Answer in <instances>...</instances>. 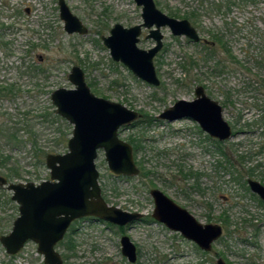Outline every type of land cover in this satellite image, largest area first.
I'll return each mask as SVG.
<instances>
[{"label":"rangeland","instance_id":"1","mask_svg":"<svg viewBox=\"0 0 264 264\" xmlns=\"http://www.w3.org/2000/svg\"><path fill=\"white\" fill-rule=\"evenodd\" d=\"M155 2L164 13L188 19L208 41L194 43L163 27L164 46L154 58L157 86L114 61L102 40L116 23L142 22V8L134 0H66L88 27L86 34L65 31L58 0H0V174H14L13 182L50 179L46 157L66 152L65 135L69 139L73 130L56 113L51 94L74 88L68 76L78 65L95 95L142 115L121 127L119 137L138 143L134 159L149 174L117 175L104 150L98 152L104 197L144 217L124 230L95 218L79 220L71 233L75 249L58 246L64 263L214 264L220 253L232 264H264V202L247 184L249 178L264 183V0ZM147 34L145 29L139 42L144 49L155 43ZM198 85L223 107L233 130L230 139L218 143L192 119L158 118L177 100H192ZM153 188L203 224L223 226L212 252L200 253L152 217ZM11 196L0 187V236L11 231L19 215ZM123 235L138 249L135 263L122 253ZM0 264L45 263L37 243L28 241L15 255L0 242Z\"/></svg>","mask_w":264,"mask_h":264},{"label":"water","instance_id":"2","mask_svg":"<svg viewBox=\"0 0 264 264\" xmlns=\"http://www.w3.org/2000/svg\"><path fill=\"white\" fill-rule=\"evenodd\" d=\"M142 7L141 24L125 27L116 23L103 43L111 57L128 67L142 80L159 85L154 57L163 46L162 27H169L174 35H185L199 40L196 29L188 19H178L162 12L155 0H134ZM60 17L68 33H88V27L71 11L66 0H59ZM149 28V38L156 45L149 50L138 43L143 28ZM74 88L61 87L51 94L56 113L73 125L64 153H49L46 165L50 179L34 182H13L0 174V186L12 192V200L19 205V215L8 234L0 236V242L9 255L19 253L28 241L37 243V251L45 264H65L58 244L71 224L84 217L126 226L141 221L144 213L128 211L110 204L102 193L99 171L96 166L98 152L104 150L110 170L123 176H137L140 169L134 159L133 146L119 137L121 127L130 125L142 115L124 104L95 95L88 85L85 71L74 65L69 73ZM193 100L179 99L160 113L159 118L176 121L186 117L194 119L210 136L225 141L233 136V130L223 116V107L210 98L203 86L195 90ZM252 192L264 201V185L248 179ZM152 217L188 240L195 241L205 250L223 235L220 224L199 221L190 211L177 204L162 190L153 188ZM122 253L128 261H137V247L128 235L121 238ZM218 264H226L220 258Z\"/></svg>","mask_w":264,"mask_h":264},{"label":"flooded vegetation","instance_id":"3","mask_svg":"<svg viewBox=\"0 0 264 264\" xmlns=\"http://www.w3.org/2000/svg\"><path fill=\"white\" fill-rule=\"evenodd\" d=\"M156 5H157V4H156ZM58 6H59V0H58ZM140 7H141V6H140ZM157 7H158V6H157ZM141 8H142V7H141ZM59 11H60V9H59ZM162 12H163V11H162ZM166 14H167V13H166ZM141 15H142V14H141ZM169 16H170V15H169ZM171 17H173V16H171ZM142 22H143V18H142ZM142 22H141V23H142ZM141 23H138V24H141ZM190 23H191V22H190ZM138 24H135V25H138ZM122 25H123V24H122ZM135 25H132V26H135ZM191 25H192V23H191ZM132 26H125V27H132ZM192 26H193V25H192ZM193 27H194V26H193ZM162 28H163V27H162ZM162 28H161V29H162ZM168 28H169V27H168ZM194 28H195V27H194ZM145 29L148 30L147 38H149L148 35H149V33H150V30H151V29H149V28H145V27H144L143 30H142L141 35L143 34V32H144ZM169 29H170V28H169ZM195 29H196V28H195ZM170 30H171V29H170ZM196 31H197V29H196ZM161 32H162V31H161ZM171 32H172V31H171ZM197 33H198L199 38H200L199 40H194V39H192V38H190V37H188V36H185V35H181V36H185V37L189 38V39H190L192 42H194V43H197V42H200V43H201V42H203L205 45H207V44H208V41H207L206 39L202 38V37L200 36V34H199L198 31H197ZM162 34H163V33H162ZM141 35H140V40H141ZM173 35H174V34H173ZM175 36H179V35H175ZM163 38H164V37H163ZM151 39H153L154 42H155L154 45L152 46V47H154V46L156 45V41H155L154 38H151ZM162 41H163V39H162ZM139 42H140V41H139ZM138 45H139V43H138ZM163 46H164V42H163ZM163 46H162L161 50L163 49ZM139 47H140V46H139ZM152 47H150V48H152ZM140 48H141V47H140ZM150 48H149V49H150ZM142 49H144V48H142ZM149 49H146V50H149ZM161 50H160V51H161ZM160 51H159V52H160ZM159 52H158V53H159ZM158 53H157V54H158ZM157 54H156V56H157ZM156 56H155V57H156ZM155 57H154V58H155ZM198 86H201V85H198ZM198 86H197V87H198ZM197 87H196V88H197ZM196 88H195V90H196ZM194 98H196V94H195V97H194ZM194 98H193V99H194ZM193 99H192V100H193ZM189 101H190V100H189ZM141 117H142V116H141ZM141 117H140V118H141ZM140 118H139V119H140ZM158 118H159V115H158ZM186 118H187V119H192V118H189V117H186ZM160 119H161V118H160ZM183 119H184V118H183ZM163 120H165V119H163ZM192 120H194V119H192ZM136 121H137V120H136ZM136 121H135V122H136ZM194 121H195V120H194ZM195 122H196V121H195ZM133 123H134V122H133ZM133 123H132V124H133ZM197 123H198V122H197ZM130 125H131V124H130ZM198 125H199V123H198ZM199 126H200V125H199ZM200 128H201V126H200ZM201 129H202V128H201ZM202 130H203V129H202ZM203 131H204V130H203ZM206 133H207V132H206ZM207 134H208V133H207ZM208 135H209V134H208ZM209 136H210V135H209ZM210 137L213 138V139H215L217 142H222V141H220V140H219L218 138H216V137H212V136H210ZM133 150H134V149H133ZM135 162H136V161H135ZM137 166H138V165H137ZM139 169H140V168H139ZM140 173H141V169H140ZM140 173H139V174H140ZM137 176H138V175H137ZM249 179H251V178H249ZM254 180H256V179H254ZM258 181H259V180H258ZM259 182H261V181H259ZM261 183H262V182H261ZM247 184H248V180H247ZM262 184L264 185V183H262ZM248 186H249V185H248ZM0 187H1V186H0ZM4 188H5V187H4ZM249 189H250V187H249ZM250 190H251V189H250ZM251 192H252V190H251ZM253 193H254V192H253ZM254 194H256V195L259 197V195H258L257 193H254ZM103 196H104V195H103ZM259 198H260V197H259ZM105 199H106V198H105ZM260 199H261V198H260ZM261 200H262V199H261ZM262 201H263V200H262ZM263 202H264V201H263ZM180 206H181V205H180ZM143 217H144V216H143ZM84 218H86V217H84ZM81 219H83V218H81ZM81 219H78V220H76V221L78 222V221L81 220ZM142 219H143V218H142ZM74 222H75V221H74ZM74 222H73V223H74ZM73 223H72V224H73ZM107 223H108V222H107ZM72 224H71V225H72ZM129 225H130V224H129ZM115 226H116V225H115ZM126 226H127V225H126ZM126 226H118V227H124V228H125ZM70 227H71V226H70ZM69 229H70V228H69ZM223 230H224V228H223ZM68 231H69V230H68ZM67 233H68V232H67ZM223 233H224V232H223ZM220 238H221V237H220ZM220 238H219V239H220ZM219 239H218V240H219ZM187 240H188V239H187ZM189 241H191V242L197 247L198 251H199L200 253H203L204 255H207L208 253L212 252V250H213V245H214V243L216 242V241H215V242L212 244V248H211L210 250H205L204 248H202V247H201L198 243H196L195 241H192V240H189ZM137 254H138V249H137ZM137 258H138V257H137ZM220 258H222V259L226 262V264H232V263H230V261L226 260V258H224L220 253L216 256V258H215V263H214V264H218V259H220Z\"/></svg>","mask_w":264,"mask_h":264},{"label":"trees","instance_id":"4","mask_svg":"<svg viewBox=\"0 0 264 264\" xmlns=\"http://www.w3.org/2000/svg\"><path fill=\"white\" fill-rule=\"evenodd\" d=\"M65 138L68 140V136L67 135H65ZM64 142H65V140H64ZM218 143H221V142H218ZM138 144V143H137ZM137 144H134L133 145V147H134V151H136L137 149H138V147H137ZM242 158V157H241ZM241 161L243 160L244 161V159L242 158V159H240ZM141 175H144V176H148V172H144L143 171V168H141V173H140ZM190 174L192 175L193 173L192 172H190ZM187 175H189V174H185L184 176H187ZM13 176H14V174H9L8 175V179L9 178H13ZM106 200L109 202V199L108 198H106ZM88 219H93V217H88ZM225 221H227V219L225 220ZM77 221H75L72 225H71V227H70V229H69V231H68V233L66 234V236H65V238L61 241V242H59V244H58V246H63V247H65V248H67L68 250H74L75 249V244H74V240L71 238L72 236H71V233H74L75 232V228H74V226H75V223H76ZM108 225H112V224H110V223H107ZM119 229L120 230H124V227H119ZM67 235H68V238H66L67 237ZM66 239V240H65Z\"/></svg>","mask_w":264,"mask_h":264}]
</instances>
